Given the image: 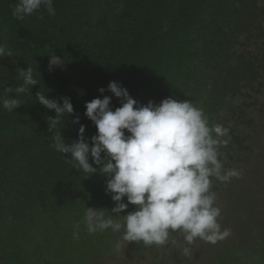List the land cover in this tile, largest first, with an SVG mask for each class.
Masks as SVG:
<instances>
[{"label":"trees","instance_id":"16d2710c","mask_svg":"<svg viewBox=\"0 0 264 264\" xmlns=\"http://www.w3.org/2000/svg\"><path fill=\"white\" fill-rule=\"evenodd\" d=\"M18 2L0 0V43L13 53L0 58V264H161V254L175 259L177 249L188 246L180 232H171L164 246L147 247L123 241V230L87 232L86 207L115 206L105 192L107 178L98 172L85 177L53 149L46 118L55 113L35 94L70 98L79 124L66 117L65 143L77 138L81 124L86 138L96 134L85 103L103 98L99 88L112 97L110 81L141 105L191 100L209 126L229 129V143L219 149L227 170L249 150L252 116L264 96V0H53L54 16L42 7L23 20L12 15ZM52 54L66 61L49 71ZM28 67L39 84L17 96L21 105L9 112L3 89L22 84L18 69ZM110 107H120V100L112 97ZM211 179L217 206L223 182ZM258 227L248 242H218L223 264H264Z\"/></svg>","mask_w":264,"mask_h":264},{"label":"clouds","instance_id":"9594fccd","mask_svg":"<svg viewBox=\"0 0 264 264\" xmlns=\"http://www.w3.org/2000/svg\"><path fill=\"white\" fill-rule=\"evenodd\" d=\"M42 7L49 16L56 14L53 0H19L12 15L23 20ZM12 55L0 43V58ZM49 56V71L65 64V57ZM18 71L23 83L3 89L7 98L2 106L9 112L21 105L17 96L39 84L32 68ZM107 91L120 100V107L113 110L112 97L103 95L105 88H99L103 98L86 102L84 113L95 125L96 134L86 138L81 124L77 138L70 143H65L61 134L67 116L72 117V124H79L70 98L60 97L58 102L45 93L35 94L40 105L55 113L46 118L48 131L53 133V149L85 177L98 172L107 178L105 192L115 206L110 211L86 207L83 224L87 232L123 230V241L142 242L145 247L166 245L171 232L182 233L188 245L197 238L210 244L228 238L231 230H221L218 222L221 210L215 206L211 178L228 182L241 175L236 169L224 170L219 159V149L229 143V129L220 124L209 126L203 109L191 100L169 97L159 104L149 101L141 105L116 81L108 83ZM9 93L15 95L10 97ZM129 205L135 206L134 210L121 215ZM74 228L73 238L79 239L80 224ZM190 251L188 247L183 249L185 255Z\"/></svg>","mask_w":264,"mask_h":264},{"label":"rangeland","instance_id":"374dc122","mask_svg":"<svg viewBox=\"0 0 264 264\" xmlns=\"http://www.w3.org/2000/svg\"><path fill=\"white\" fill-rule=\"evenodd\" d=\"M261 102L258 106L260 112L252 116L255 129L249 150L227 168L236 169L241 175L223 182L216 198L217 207L221 210L218 217L221 230H231V235L226 240L234 244L248 242L249 232L253 227L259 226L264 233V96ZM187 247L190 248V253L185 255L183 249L179 248L175 259H168L167 254H161V264H223L217 249L218 242L210 244L197 238Z\"/></svg>","mask_w":264,"mask_h":264}]
</instances>
